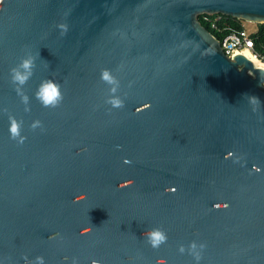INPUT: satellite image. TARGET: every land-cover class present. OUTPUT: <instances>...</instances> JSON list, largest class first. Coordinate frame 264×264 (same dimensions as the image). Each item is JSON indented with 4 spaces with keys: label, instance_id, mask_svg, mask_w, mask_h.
<instances>
[{
    "label": "water",
    "instance_id": "1",
    "mask_svg": "<svg viewBox=\"0 0 264 264\" xmlns=\"http://www.w3.org/2000/svg\"><path fill=\"white\" fill-rule=\"evenodd\" d=\"M216 15L264 25V0H1L0 264H195L193 242L199 264H264V70L223 53Z\"/></svg>",
    "mask_w": 264,
    "mask_h": 264
},
{
    "label": "clouds",
    "instance_id": "2",
    "mask_svg": "<svg viewBox=\"0 0 264 264\" xmlns=\"http://www.w3.org/2000/svg\"><path fill=\"white\" fill-rule=\"evenodd\" d=\"M64 32L67 31L66 25L60 26ZM63 34V33H62ZM34 68V60L29 55L23 58L20 63L10 69V77L13 84L17 85L16 92L21 96L22 101L25 105L28 104V97L25 96L22 92L23 85L32 77ZM102 82L106 83L109 86L110 98L106 101V103L110 104L113 108H122L124 107V102L117 95V91L119 89V81L110 73L108 70H103L101 73ZM131 85H129L130 87ZM36 97L44 107L54 108L58 106L62 100V92L60 85L53 80H45L41 82L37 92ZM253 102L259 103L260 101L256 97H251ZM28 107L25 108V111H29ZM10 127L8 129L10 134V139L16 141L18 144H23L26 137L21 135V123L17 122L14 118L9 117ZM33 130L36 128H43V125L39 121H35L32 124ZM117 150H120V146H117ZM124 163H130V161L125 160ZM146 238V242L152 248H159L162 244H164L167 240L166 234L159 230L153 229L144 234ZM205 247L204 244L197 245L195 242L191 243L188 246V253L193 257L195 264H199L201 260L200 252L197 250L198 248L202 250ZM178 252L180 254H184L185 248L180 246L178 248ZM26 264H44V260L42 257H36L34 262H27ZM72 264H77V260L73 258ZM92 264H97L96 261H92Z\"/></svg>",
    "mask_w": 264,
    "mask_h": 264
},
{
    "label": "built area",
    "instance_id": "3",
    "mask_svg": "<svg viewBox=\"0 0 264 264\" xmlns=\"http://www.w3.org/2000/svg\"><path fill=\"white\" fill-rule=\"evenodd\" d=\"M205 20L209 23L211 29L221 34V38L217 39L223 53L228 58L231 59L236 54L248 51L252 58L259 63L261 69L264 70V57L255 49V43L252 37L253 33L247 32L244 28H232V26L224 20L222 15H216L212 19L205 18ZM220 24L222 27H219Z\"/></svg>",
    "mask_w": 264,
    "mask_h": 264
},
{
    "label": "trees",
    "instance_id": "4",
    "mask_svg": "<svg viewBox=\"0 0 264 264\" xmlns=\"http://www.w3.org/2000/svg\"><path fill=\"white\" fill-rule=\"evenodd\" d=\"M223 17H224V20L229 25L232 26V28L234 29L243 28L241 24L243 21L236 20L231 17H226V16H223ZM205 18L212 19L213 16L212 17L200 16L199 20L208 31H210L216 38L220 39L221 34H219L216 30L211 29L209 26V23L205 20ZM219 27H222V25L220 24ZM256 27H257V30L252 35L254 39V43H255V49L261 56L264 57V25H256Z\"/></svg>",
    "mask_w": 264,
    "mask_h": 264
},
{
    "label": "rangeland",
    "instance_id": "5",
    "mask_svg": "<svg viewBox=\"0 0 264 264\" xmlns=\"http://www.w3.org/2000/svg\"><path fill=\"white\" fill-rule=\"evenodd\" d=\"M241 24H242V27H243L244 29H246V31L249 32V33H255L256 30H257L256 25H254V24H252V23H248V22H245V21H244V22H242Z\"/></svg>",
    "mask_w": 264,
    "mask_h": 264
},
{
    "label": "bare ground",
    "instance_id": "6",
    "mask_svg": "<svg viewBox=\"0 0 264 264\" xmlns=\"http://www.w3.org/2000/svg\"><path fill=\"white\" fill-rule=\"evenodd\" d=\"M241 54L244 55L247 59H249L253 63L254 67L261 68L259 63L252 58L248 51H243Z\"/></svg>",
    "mask_w": 264,
    "mask_h": 264
}]
</instances>
